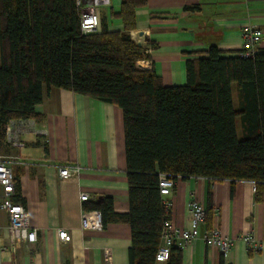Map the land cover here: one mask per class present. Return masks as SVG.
<instances>
[{
    "label": "trees",
    "instance_id": "16d2710c",
    "mask_svg": "<svg viewBox=\"0 0 264 264\" xmlns=\"http://www.w3.org/2000/svg\"><path fill=\"white\" fill-rule=\"evenodd\" d=\"M145 3L121 0L118 10L109 9L121 30H109L101 16L97 30L83 33L76 0H0V143L9 120L39 119L35 106L44 89L62 88L120 107L129 210L115 212L110 196L84 208L100 212L102 227L128 223V264H156L169 220L161 173L175 181L229 180L231 188L251 181L255 201L264 200V51L226 56L211 46L206 56L185 62L184 84L166 86L153 69L138 66L150 56L130 37L135 11ZM146 48L156 43L147 40ZM205 209L209 230L210 203ZM164 264H182L181 248L173 245Z\"/></svg>",
    "mask_w": 264,
    "mask_h": 264
},
{
    "label": "crops",
    "instance_id": "0c3cea01",
    "mask_svg": "<svg viewBox=\"0 0 264 264\" xmlns=\"http://www.w3.org/2000/svg\"><path fill=\"white\" fill-rule=\"evenodd\" d=\"M120 3L109 0L100 7L109 30L122 29L119 19L108 16L109 9L118 10ZM135 17L130 37L150 56L139 65L153 69L166 86L184 84L185 62L206 56L211 46L226 56H246L242 54L246 25L262 32L253 52L264 51V0H146L136 9ZM147 40L155 42L156 48H146ZM232 100L238 110L235 85ZM35 110L40 117L33 119V129L43 133H25L21 149L2 141L0 155L9 160L17 200L28 211L37 240L19 244L14 250L4 248L0 264H128V223L111 222L100 230L80 226V212L97 211L84 206L100 196H110L117 213L129 210L121 108L52 87L44 89ZM236 126L240 133L239 117ZM61 166H68L74 176L61 177ZM254 189V183L247 180L236 181L233 188L229 180L190 177L176 181L171 192L163 196L169 203L170 226L187 228L189 203L197 200L205 208L210 203L212 226L217 225L223 235L234 240L230 250L220 252L204 242V224L199 235L181 247L182 264H264V200L255 201ZM81 192L89 194L88 200L79 199ZM7 226V213L0 209L1 245L7 243ZM60 228L70 234L66 243L57 236ZM244 234L258 240L257 252L248 251L241 240Z\"/></svg>",
    "mask_w": 264,
    "mask_h": 264
},
{
    "label": "built area",
    "instance_id": "2783aa9c",
    "mask_svg": "<svg viewBox=\"0 0 264 264\" xmlns=\"http://www.w3.org/2000/svg\"><path fill=\"white\" fill-rule=\"evenodd\" d=\"M108 4L109 0H76L80 28L83 33L93 32L99 28V8ZM261 34V30L252 26L246 25L244 27L242 32L243 55L250 56L253 54V47ZM144 63L146 62H138V66ZM25 122H28V124H25ZM33 124V119L9 120L5 127V140L16 149L23 148L22 137L25 133L30 131L35 134L43 133L40 130H34ZM58 174L63 178H69L74 176V171L72 172L68 166H61ZM158 185L160 194L164 196L171 192L176 185V181L169 175L161 173L158 176ZM88 198L89 194L87 192L79 194L81 201H86ZM164 206L168 212L169 203L164 201ZM189 208L191 217L187 228L176 229L170 226L169 220L164 222L161 242L155 253L156 262L164 263L168 259L173 245L181 248L199 235L200 228L204 225L206 209L197 200L190 201ZM0 209L5 210L8 216L7 243L5 245L0 244V251L4 248L14 250L19 244L36 242L37 229L31 225L28 211L24 205L17 200L15 178L9 166V160L4 155H0ZM213 212L217 214L216 209ZM80 226L83 229L100 230L102 228L100 212L82 210L80 212ZM57 236L64 243L70 240V234L63 228L57 230ZM203 239L207 245L216 247L222 253L230 250L234 244V240L223 235L217 225H213L209 230H206ZM241 240L246 244L248 251L257 252L259 250V242L251 234L242 235ZM105 259L107 262L109 261L108 250L105 252Z\"/></svg>",
    "mask_w": 264,
    "mask_h": 264
},
{
    "label": "rangeland",
    "instance_id": "374dc122",
    "mask_svg": "<svg viewBox=\"0 0 264 264\" xmlns=\"http://www.w3.org/2000/svg\"><path fill=\"white\" fill-rule=\"evenodd\" d=\"M99 10H100V8H99ZM99 16H100V18H101V12L99 11ZM237 131H238V135H240V133H239V129L237 128ZM240 137V136H239Z\"/></svg>",
    "mask_w": 264,
    "mask_h": 264
}]
</instances>
